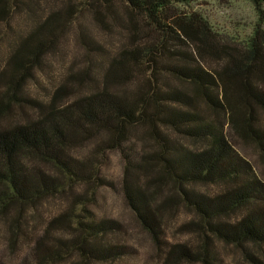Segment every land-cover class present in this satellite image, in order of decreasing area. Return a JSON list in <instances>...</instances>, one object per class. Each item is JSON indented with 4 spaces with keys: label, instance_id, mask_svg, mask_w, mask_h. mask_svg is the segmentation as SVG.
<instances>
[{
    "label": "trees",
    "instance_id": "obj_1",
    "mask_svg": "<svg viewBox=\"0 0 264 264\" xmlns=\"http://www.w3.org/2000/svg\"><path fill=\"white\" fill-rule=\"evenodd\" d=\"M72 1L87 6L98 22L111 17L126 25L128 41L112 57L102 87L91 95L60 109L57 99L66 93L61 90L48 106L31 101L39 119L0 128V221L10 229H20L21 218L28 222L27 214L42 202L73 197L71 206L65 205L46 225L47 233L59 228L73 234L67 240L57 239L58 248L39 240L34 252L40 264L62 261L71 252L78 257L72 264L123 258L126 245L111 239L120 235L122 226L111 219L95 218L87 209H82L87 222L80 215L73 216L74 203L91 200L86 194L66 191L78 184L111 186L104 178H93L98 168L94 166L95 176L91 175V162L77 160L71 152L101 134L100 148L122 156L124 202L166 264H225L213 250L214 240L240 249L252 264H264L259 257L264 256V180L233 141L237 138L254 144L264 158V126L259 117L264 114V0H245L254 6L259 21L244 48L221 39L198 13L180 9L198 0ZM21 4L35 22L21 36L2 72L10 88L18 91L27 74L32 76L31 65L79 12L69 3L37 17L33 6H38L39 0H0V23L12 17L13 7L21 10ZM120 6L126 9L128 19L119 15ZM208 61L219 65L212 68ZM138 66L146 67V79L130 94L115 92L112 86L132 81ZM166 75L178 85H171ZM3 96L0 117L5 114ZM138 128L145 129L158 151L142 155L130 146ZM179 139L199 146L188 148ZM29 160L50 165L60 177L30 165ZM165 178L179 192L180 203L198 218L199 223L190 225L202 241L196 250L170 244L164 238L161 214L174 210L178 203L163 192ZM197 186H218L219 192L209 195ZM159 197L163 199L154 204Z\"/></svg>",
    "mask_w": 264,
    "mask_h": 264
},
{
    "label": "rangeland",
    "instance_id": "obj_2",
    "mask_svg": "<svg viewBox=\"0 0 264 264\" xmlns=\"http://www.w3.org/2000/svg\"><path fill=\"white\" fill-rule=\"evenodd\" d=\"M69 3L76 5L79 11L60 33L58 40L50 46L38 61L31 65L32 76L27 74L26 82L21 91L10 88L5 82L6 77L2 72L7 69L10 55L21 40V36L28 32L34 25V17L21 4V10L13 7V15L7 22L0 23V97L3 95V108L5 114L0 117V128H11L16 125L26 124L40 118L38 109L31 101L48 106L56 98L59 91H65L57 99V107L65 109L75 100L91 95L102 87V79L105 71L115 55L126 44V25H120L111 17L98 22L87 6L72 0H39L38 6H33V12L37 17L49 14L57 8ZM121 3V2H120ZM180 9L185 12H196L204 17L212 26L213 30L221 39L228 40L238 47L247 46L249 39L258 23V15L254 6L245 0H198L189 5H182ZM123 6L119 7L121 18H129ZM145 24V20L138 16ZM264 28V18H263ZM129 45V44H128ZM134 46V45H132ZM131 47V45L129 46ZM212 68L218 67V62H210ZM146 67L138 66L135 69L132 81L112 86L118 94H130L137 89L141 81L146 79ZM94 79L95 83L91 79ZM171 85H178L176 79L170 77ZM82 80V82H81ZM97 84V87L95 85ZM8 90V96L5 92ZM264 126V114L260 116ZM144 133V134H143ZM173 138L176 136L169 131ZM103 135L91 137L72 149V155L80 161L91 162V175L93 167L98 168L96 177L104 178L111 186L95 188V183L72 185L67 188V193L75 195H87L90 202L82 205L74 203L73 216L80 215L87 222L88 215L82 211L87 209L95 218L111 219L122 226L119 236L112 235L115 242L126 245V255L117 261L100 264H166L165 257L153 245L149 235L139 227L136 218L130 208L125 204L121 191L122 156L117 152L103 151L100 148ZM185 146L197 149L199 145L179 139ZM237 143L239 153L248 159L254 166L257 174L264 180V158L261 151L252 143L242 139L233 138ZM130 146L142 155L158 151L155 142L145 135V129H136L131 136ZM31 165H39L54 176L60 177L59 173L50 165L39 161L29 160ZM95 171V170H94ZM97 171V169H96ZM164 193L178 200L174 210L162 212V227L165 232L164 238L170 244L187 245L196 250L201 244L200 235L192 230V223L197 224L198 218L180 203L179 192L172 187L168 179H164ZM91 184V185H90ZM202 192L213 195L219 192L218 186H197ZM92 193V194H90ZM92 196L95 200H92ZM73 197L59 196L48 199L29 212L25 219L21 218L20 229L14 226L10 229L8 224L0 221V264H40L37 254L34 252L39 240H44L47 246L58 248L57 239H68L71 234L68 230L53 229L46 232L48 220L64 208L71 206ZM159 197L156 202H160ZM47 235V239L45 238ZM213 250L225 264H252L244 258L240 249L227 246L214 240ZM264 261V256L259 255ZM78 259L76 252H71L62 261H53L49 264H72ZM175 264H200L177 262Z\"/></svg>",
    "mask_w": 264,
    "mask_h": 264
}]
</instances>
